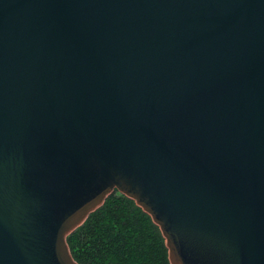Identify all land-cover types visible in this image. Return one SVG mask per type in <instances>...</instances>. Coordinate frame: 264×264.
<instances>
[{
  "label": "water",
  "instance_id": "95a60500",
  "mask_svg": "<svg viewBox=\"0 0 264 264\" xmlns=\"http://www.w3.org/2000/svg\"><path fill=\"white\" fill-rule=\"evenodd\" d=\"M114 191L169 264H264V0H0V264H77Z\"/></svg>",
  "mask_w": 264,
  "mask_h": 264
},
{
  "label": "trees",
  "instance_id": "16d2710c",
  "mask_svg": "<svg viewBox=\"0 0 264 264\" xmlns=\"http://www.w3.org/2000/svg\"><path fill=\"white\" fill-rule=\"evenodd\" d=\"M66 243L77 264H169L159 229L117 191L66 238Z\"/></svg>",
  "mask_w": 264,
  "mask_h": 264
}]
</instances>
